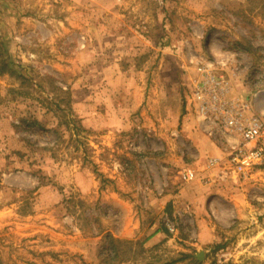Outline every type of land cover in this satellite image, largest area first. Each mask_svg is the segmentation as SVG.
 I'll return each mask as SVG.
<instances>
[{
    "label": "rangeland",
    "instance_id": "rangeland-1",
    "mask_svg": "<svg viewBox=\"0 0 264 264\" xmlns=\"http://www.w3.org/2000/svg\"><path fill=\"white\" fill-rule=\"evenodd\" d=\"M1 57L0 264H264V161L188 106L205 60L264 121V0H0Z\"/></svg>",
    "mask_w": 264,
    "mask_h": 264
},
{
    "label": "built area",
    "instance_id": "built-area-1",
    "mask_svg": "<svg viewBox=\"0 0 264 264\" xmlns=\"http://www.w3.org/2000/svg\"><path fill=\"white\" fill-rule=\"evenodd\" d=\"M196 77L190 85L188 106L196 120L211 134L223 135L229 143L227 164L229 169L246 178L264 161V121L248 115L246 102L230 95L227 81L218 79L212 64L203 60L197 63ZM216 159H211V165ZM184 180H191V169L181 171Z\"/></svg>",
    "mask_w": 264,
    "mask_h": 264
},
{
    "label": "trees",
    "instance_id": "trees-1",
    "mask_svg": "<svg viewBox=\"0 0 264 264\" xmlns=\"http://www.w3.org/2000/svg\"><path fill=\"white\" fill-rule=\"evenodd\" d=\"M7 72L10 75H16L22 78V75L15 71L13 64L6 58H0V73Z\"/></svg>",
    "mask_w": 264,
    "mask_h": 264
},
{
    "label": "water",
    "instance_id": "water-1",
    "mask_svg": "<svg viewBox=\"0 0 264 264\" xmlns=\"http://www.w3.org/2000/svg\"><path fill=\"white\" fill-rule=\"evenodd\" d=\"M198 258V257H197ZM198 259H200V258H198Z\"/></svg>",
    "mask_w": 264,
    "mask_h": 264
}]
</instances>
